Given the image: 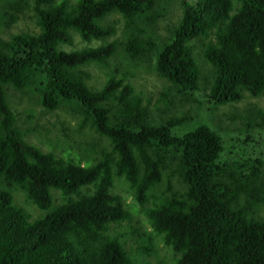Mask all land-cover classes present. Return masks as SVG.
<instances>
[{
	"label": "trees",
	"instance_id": "16d2710c",
	"mask_svg": "<svg viewBox=\"0 0 264 264\" xmlns=\"http://www.w3.org/2000/svg\"><path fill=\"white\" fill-rule=\"evenodd\" d=\"M171 1L0 0V264H163L158 242L172 264H264V105L230 115L234 131L212 120L218 106L264 95V0H176L161 35ZM26 15L36 31L3 36ZM73 35L98 44L63 49ZM118 50L167 87L143 98ZM88 65L104 70L99 89ZM10 92L41 115L69 110L76 133L86 127L108 147L40 149L26 139L34 111L21 119ZM187 103L196 118L180 111ZM116 179L133 203L112 192Z\"/></svg>",
	"mask_w": 264,
	"mask_h": 264
},
{
	"label": "rangeland",
	"instance_id": "374dc122",
	"mask_svg": "<svg viewBox=\"0 0 264 264\" xmlns=\"http://www.w3.org/2000/svg\"><path fill=\"white\" fill-rule=\"evenodd\" d=\"M187 1H191V0H187ZM179 10L180 8L176 0H172L167 5V11L169 15L162 18V21H160L159 23L158 32L161 35H164L166 25H169L177 21ZM116 19H118V15L113 14L106 19L107 20L106 22L109 23L115 22V25L117 27V32L111 40L119 39L120 41L123 40L121 33V22H119L118 20H117L118 22H116ZM33 30L36 31L37 28H35L34 22L30 20L29 15H26L23 19L19 20L15 25H13L10 28V30H8V33H4L3 36H8L9 33L14 34V33L26 32V31H33ZM89 44H85L83 41L80 40V38L77 35H73L72 43L70 45L63 46V49L71 50V49L81 48L83 46L86 47L87 45L95 46L98 43L92 42ZM113 60L115 62H120L122 65L128 66L135 70L136 76L131 78L130 81H132V84H134L136 91L142 93L143 98L152 96L153 97L152 99H154L159 92H161L167 87L168 83L165 80L158 78L156 74L150 70L151 66H149L148 63H145L143 61L133 62L125 58L123 54L119 52V50L118 53L113 58ZM199 62L201 64V59ZM202 63H203V59H202ZM86 68L90 74V79L87 81V84L95 89H99L100 87H102L104 82V76H103L104 70L99 69L92 65H88L86 66ZM200 68L206 69V65L203 64ZM10 95L8 97L9 104L11 105V107H13L15 111L19 113V117L21 119L25 118L24 111L26 108H29L32 111H34V114L36 115L37 119L34 118L32 120V123L34 121L36 122L37 120L38 127L33 132L29 133L26 136V139L27 141L38 145L40 149L44 151L48 150L47 143L57 147V145L64 144L66 142L67 145H70L71 141L81 143L86 139L88 140L93 139L97 141L98 145L108 147L106 145V140L104 138L97 136L96 134H94V132H92L86 127L82 129L80 133H76V131L74 130L76 129L78 117L72 114L69 110L60 107L58 110L54 111L53 113H44L41 115L39 114L41 111L40 106L34 103L35 101L32 98L30 100L26 96H23L15 92H10ZM194 105L195 104L192 103L184 104L183 107L180 109V111L188 112L190 116L196 118L197 112H196V108H194ZM249 105L250 106L254 105L260 108L263 107L264 95L259 96L257 98H252L248 94H244L243 98L238 103L216 107L214 109V112L212 113L213 123L219 125L220 128L234 131L239 127L240 122L236 119L234 121H231L229 116L232 114L242 113L243 110H245L247 107L250 108ZM176 108H178V106L175 103L174 107L170 108V112L175 111L174 109ZM18 124L21 125V127H23L27 123H25L24 121H18ZM56 192L58 191L55 189H50V194L52 198L54 197L55 199V200L53 199V201H55L53 202V205L55 206L58 203V195ZM112 192L114 194L120 195L124 199V201H126L127 204L133 203V197L130 194V192H128L126 184L121 179H116L114 181ZM16 196L20 199V202H22L21 194L18 193V195L16 194ZM31 206L28 208L24 206V209L27 212V214L30 215L29 210H31L33 215L38 214L33 208L34 206L33 207ZM257 214L264 217V206H260L258 208ZM138 218L140 219L142 217L139 216ZM29 220L32 221L31 219ZM142 224H143V228L148 230L147 226L144 223ZM155 245L157 248L158 259L161 262H163V264H172L173 258L171 252L166 248H164L161 242L155 243ZM127 246L134 247L133 242L128 241ZM146 259L153 264L157 262V259L153 255L146 257Z\"/></svg>",
	"mask_w": 264,
	"mask_h": 264
}]
</instances>
